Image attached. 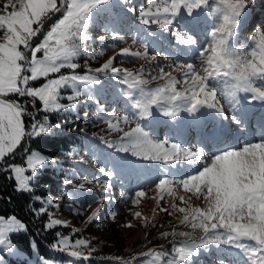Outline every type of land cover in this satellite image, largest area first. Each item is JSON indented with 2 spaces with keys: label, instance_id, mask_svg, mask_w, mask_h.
<instances>
[{
  "label": "rangeland",
  "instance_id": "1",
  "mask_svg": "<svg viewBox=\"0 0 264 264\" xmlns=\"http://www.w3.org/2000/svg\"><path fill=\"white\" fill-rule=\"evenodd\" d=\"M5 2L6 0H0V7ZM209 2L210 8L196 10L202 21L197 35L192 36L191 41H188L186 35L183 38L186 42L183 43L180 42L179 34L186 33L187 29L180 18L166 29H161L155 21L150 20L149 24H145L140 20L139 11L148 10V0H127V3H124V0H111L110 4L94 9L92 19L85 30V34L91 39H79L80 33L73 38V46L83 49L74 61L80 68L74 71L80 75L96 76L97 83L78 84L77 89L81 91V95L77 107L55 112L75 116V119L69 117L63 122H75L72 129L77 133L78 141L72 151L61 158H52L33 149L29 154L43 155L47 160H55L56 163H48L46 160L44 166H38L37 174L29 182L31 191L19 192H31L35 202L37 201L34 197H40L42 200L51 197L55 205H59L58 208L54 205L50 209L51 218L61 220L68 227L57 226L52 230L45 227L47 232L53 231L55 237L53 243L58 240L56 232H60L73 241L77 238L87 240L90 247L96 251L92 254L90 262H75V258L54 252L50 247L51 257L41 254L39 246L38 253H34L31 248V254L16 246L23 254L22 257L0 253L6 264H13V261L18 262L20 259L30 264H38L37 256L41 259L48 258L54 261V264H122L124 261L128 264H149L150 261L152 264H160L154 256L142 254L155 250L164 252L166 254L164 259H172L176 257L174 248L184 246L185 243L190 245L202 241L199 235L202 230H193L190 226L179 223L182 214H172L171 210L174 204L180 207L187 206L180 201L181 197L193 206L203 207L204 200L190 196L181 184V181L187 178L186 173L189 170L201 167L198 164L186 163L182 156L183 152L200 149L199 143L189 142L192 133L193 135L195 133L194 126L199 122L197 113L194 114L196 120L193 113L188 110L192 107L193 92L199 93L200 98L207 101L197 106V109L206 107L208 108L206 111L213 114L214 111L209 110L213 106L219 111L224 110L226 114L230 113L227 103H224V95L227 93L222 91L218 84L222 85L221 82H224L223 84L229 87L231 79L228 80L223 75L219 77L218 73L207 75L205 72L213 55L209 49L212 48V33L216 32L218 23L217 15L213 14L217 0ZM157 3H160V0H157ZM246 4L247 14L242 18V24L237 26L241 37L231 40L227 53L229 56L239 55L242 44L246 46L244 51H258L251 36L256 35L257 25L264 30V0H246ZM58 17L62 18L57 13L45 22L41 33L32 40L33 46L42 41ZM38 57L42 58V53L38 54ZM109 59L114 60L113 69L96 73L95 69L102 67ZM215 67L216 63L212 61L211 68ZM72 71L62 70L65 74H72ZM169 76L173 79H168ZM44 82L41 78L32 82V86L38 87ZM257 82L260 85L256 86L264 89L261 86L264 81ZM205 88L207 94L203 91ZM157 89L161 91L158 93ZM72 94V86H66L61 91L60 102L68 104L66 97ZM156 96H159V99L157 104L150 108L151 116H143V109L137 106L138 103L143 102L146 97ZM8 99L17 97L9 96ZM33 111L41 121L47 115L48 123L53 125L52 132L42 135L66 133V128L60 123H53L50 120L48 114L53 113L45 114L40 104L37 103V108ZM169 111L173 115L165 114ZM145 123L148 128L145 127ZM57 124L58 128L55 127ZM137 126L141 127L154 142H167L170 150L175 145L174 158L179 160L165 162L163 159H144L133 155L130 148L123 151L121 145L130 146L135 139L126 136L125 133ZM248 138L249 135L246 133L245 139ZM25 140L26 146H29L31 139L26 137ZM201 141L202 139L199 140ZM103 142L112 144V147H107ZM96 146H99L101 155L96 152ZM211 155L209 153V156ZM26 157L22 162L14 164L25 167V175H30L31 170L27 169ZM14 158L20 160L22 155H16ZM207 162L206 160L203 163ZM245 166L246 172L258 185L264 183V152L257 151L250 157V162L245 161ZM46 168L55 169L58 175L63 171L64 175L59 176L62 180L59 185L63 187L59 188L61 191L53 192L49 184L35 185L37 178L45 173ZM12 176L14 178V173ZM163 180L175 182L172 185L174 194L164 192L165 198L161 200L157 184ZM16 184L18 189V182ZM47 187L50 190L44 192ZM140 193L144 195L141 197ZM137 200L139 202L134 203ZM97 210L98 218L89 222V217ZM136 212L141 214L139 218L133 214ZM36 215L37 218L45 217L44 224L49 219V216ZM25 224L28 228L27 223ZM173 232L192 233L193 238L188 240L179 235L174 237L171 235ZM121 247L123 249L119 251L118 248ZM130 249H136L138 252L132 253ZM237 255L247 259L243 253L230 245L211 243L197 248L195 254L182 264H221V261H225L226 264H243L247 261L235 259Z\"/></svg>",
  "mask_w": 264,
  "mask_h": 264
},
{
  "label": "snow or ice",
  "instance_id": "2",
  "mask_svg": "<svg viewBox=\"0 0 264 264\" xmlns=\"http://www.w3.org/2000/svg\"><path fill=\"white\" fill-rule=\"evenodd\" d=\"M110 2L111 0H6L0 7V171H7L10 175L14 173V180L18 182V191H31L29 182L37 174L38 166L46 164L47 158L43 155H27V169L31 170V174L25 175V167L10 162L18 155L17 148L22 141L27 143L26 137L28 139L41 137L42 134L53 131V125L48 123V116L45 115L42 121L39 120L36 112L29 110V105L32 109H36L39 101L45 114L75 109L81 95L77 85L97 83L96 76L80 75L74 71L80 68V65L74 61L83 49L74 47L71 41L78 33L81 40L91 39L85 34V30L92 19L94 9ZM124 3H127V0H124ZM148 5L147 11L143 9L139 11L140 20L145 24H149L150 20L155 21L161 29H166L180 18L187 29L186 33L179 34L181 43L186 42L183 39L186 35L188 41H191V37L196 36L201 28L202 21L196 10L211 7L209 0H171L170 3L168 0H160V3H157V0H148ZM247 8L246 0H217L213 14H219L222 23L217 31L212 33L213 55L210 58V67L212 61L215 63L217 61L225 34H231L235 27L242 24ZM57 13L62 18L58 17L43 36L42 41L33 46V38L41 33L45 22ZM76 29L79 31L76 32ZM254 42L255 47L264 49V31L256 33ZM40 53L42 58L38 57ZM258 58L260 63L264 64V51ZM113 65L114 60L109 59L102 67L95 69V72H106L113 69ZM63 69L73 70L72 74L63 73ZM53 74L59 75L53 76ZM41 78L45 81L41 86H32V82ZM68 85L72 86L73 94L66 97L69 103L63 104L60 102L61 91ZM203 91L207 94L206 88ZM253 95L257 97L254 100L264 101V91L253 90ZM9 96L30 99H8ZM158 99L159 96L146 97L143 102L138 103L137 106L143 109V116H151L150 108L157 104ZM206 102L200 98L199 93L193 92L192 107L188 110L195 114L197 106ZM165 114L173 115L170 111ZM24 117H29L31 120L27 128ZM238 123L240 126L235 129L236 135L244 137L245 132L242 128L246 127L247 132L253 136V139L246 140L243 146L217 147L213 152L212 147L221 143V137L213 134L201 142L199 151L183 152V161L201 167L189 170L186 173L187 178L181 181L182 186L190 196H197L202 200L211 198L212 201L207 210L199 207L195 215L185 216L184 225L190 224L210 235L220 236L227 233L230 236L227 245L243 253L250 264H264V183L258 185L246 172L245 166V161L250 162V157L257 151L264 152V118L259 121L261 132L258 140L250 125L246 126L242 120H238ZM55 127L58 128L59 125ZM125 135L135 137L131 145L134 149L133 155L144 159H163L165 162L179 160L174 158L175 145L170 150L167 142H154L139 126L126 132ZM121 148L123 151L129 150L128 145H121ZM23 151L27 152V148ZM209 152H212L211 156ZM206 160L208 162L203 163ZM47 162L56 163L55 160H47ZM65 183L69 184L67 181ZM174 183L171 180L158 182L161 200L165 198L164 192L169 195L174 194L172 188ZM139 195L142 197L144 193ZM34 199L40 203L34 214L49 216L45 222L46 229L52 230L57 226L68 227L61 220L51 218L50 209L55 205L51 197L43 200L40 197ZM180 201L185 205L189 204L184 197H181ZM138 202L137 200L134 203ZM55 207L58 208L59 205ZM192 207L196 208L193 205ZM171 212L184 214L188 212V208L174 204ZM133 214L137 218L141 215L139 212ZM98 215L99 210L89 217V222L96 220ZM26 232H28L26 224L17 216L12 215L10 218L0 216V253L22 257L23 254L14 244L12 237ZM171 235L174 237L179 235L191 240L188 232H173ZM56 236L58 240L49 245L51 250L67 254L75 258V262H90L96 249L90 247L87 240L77 238L73 241L60 232H56ZM211 243L210 240H202L190 245L185 243L184 246L173 249L176 257L172 259H164L166 254L155 250L144 252L142 255L154 256L160 264H182L195 254L197 248ZM30 246L34 253H38V244L35 240L30 241ZM37 261L38 264H54V261L48 258L41 259L39 256ZM0 264H6L2 255H0ZM18 264H30V262L20 259ZM122 264L128 262L124 261ZM149 264L152 262L150 261Z\"/></svg>",
  "mask_w": 264,
  "mask_h": 264
},
{
  "label": "trees",
  "instance_id": "3",
  "mask_svg": "<svg viewBox=\"0 0 264 264\" xmlns=\"http://www.w3.org/2000/svg\"><path fill=\"white\" fill-rule=\"evenodd\" d=\"M17 99H30V98H17ZM40 104L39 102H37ZM41 107V106H40ZM29 110L33 111L31 105H29ZM40 111V109H39ZM41 112V111H40ZM41 114V113H40ZM50 120L53 123H60L65 129L64 134L60 135H41V137L31 138L30 145L26 146L25 141L21 144L20 148L17 150L18 155H22V158L18 160L13 158L12 163L22 162L23 159L29 154L33 149L42 152L43 154L50 156L52 158H61L68 155L76 142L78 141L77 133L73 131V125L75 122L67 121L63 122L64 119L68 120L75 116L70 113H53L48 114ZM26 128L30 124L31 120L29 117H24ZM72 129V130H71ZM71 130V131H70ZM27 148L28 153L24 154L23 149ZM63 171L61 175H58L55 169L46 168L45 173L37 178L35 183L36 186L49 184L52 187L53 192L61 191L63 188L59 183L62 180L59 176H63ZM16 181L14 180L12 174L10 175L7 171H0V216L8 217L10 215H15L19 219L23 220L28 225V233L13 235L14 244L22 251L31 254L30 241L33 239L37 242L39 246L40 253L44 256H50L49 245L53 243L54 236L53 231L47 232L45 230V224L43 218H37L34 214V210L39 208V203L35 202L32 197L31 192H19L16 188ZM50 190L48 187L44 189V192ZM38 192H42L38 190ZM123 247L118 248L121 251ZM117 250V248H116ZM132 253L138 252L136 249H130ZM51 257V256H50ZM13 264H18V262H12Z\"/></svg>",
  "mask_w": 264,
  "mask_h": 264
},
{
  "label": "clouds",
  "instance_id": "4",
  "mask_svg": "<svg viewBox=\"0 0 264 264\" xmlns=\"http://www.w3.org/2000/svg\"><path fill=\"white\" fill-rule=\"evenodd\" d=\"M217 20L218 23L216 25V29H218L219 25L222 23V17L217 14ZM76 32L79 31V29L75 30ZM217 31V30H216ZM257 32H262L264 30L260 29V26L257 25V28L255 29ZM219 34V33H218ZM238 36L237 27H235L231 34H225V38L223 40V45L220 48V54L217 57L216 61V67L212 69L209 65V68L205 69V72L207 75H213L214 73L222 74L224 77L230 78L232 83V91L230 92V98L232 100H236L237 102L240 101V99L243 98H251V99H257L253 95V90L255 91H264V89H261L256 86L257 81H264V64L260 63L259 56L264 49L257 50H247L244 51L243 49L246 47L245 45H240V54L229 56L227 53L230 48V42L232 39L236 38ZM75 37V36H74ZM73 37V38H74ZM251 40H256V35L251 36ZM73 44V39L71 41ZM257 48V47H256ZM211 52V49H209ZM207 61V58H205ZM168 79H173L171 76L168 77ZM157 91H161V89H157ZM250 94V97H249ZM125 121L127 122V117H125ZM106 142H103L105 145ZM107 147H112V144L106 143ZM129 148L131 149L133 153V147L130 145ZM96 152L101 155V150L99 146H96ZM101 171H103V168H101ZM212 201L211 198H206L203 201V207L205 210H207ZM188 212L182 214L179 217V223L185 224V216H193L196 214V209H198L200 206L197 205L196 208L192 207V204L189 203L187 206ZM190 226L193 230L197 229L195 227ZM200 239L202 240H210L212 243L217 244H228L230 240V236L227 233H224L223 235H210L204 232L199 233ZM189 238H193V234L189 233ZM221 264H226L225 261H221Z\"/></svg>",
  "mask_w": 264,
  "mask_h": 264
},
{
  "label": "bare ground",
  "instance_id": "5",
  "mask_svg": "<svg viewBox=\"0 0 264 264\" xmlns=\"http://www.w3.org/2000/svg\"><path fill=\"white\" fill-rule=\"evenodd\" d=\"M227 79L230 80L229 78ZM232 83H233L232 81L231 83H228L229 87L225 86V88L223 87L221 88L222 91H225L227 93L226 95H224V100L227 103V107H229V112H230L227 115H232L231 110L241 112L244 115L246 126L250 125L251 129L253 130L258 140L260 132H261L259 121L262 118H264V115L259 118H255L254 121L250 123H249V118L254 117L258 111H260L261 113L264 112V101L254 100L251 98H243V97L240 99L239 102H237L236 100H232L230 98V92L232 91ZM256 83H257L256 85H260L259 82H256ZM261 86L264 88V83H262ZM249 97H250V94H249ZM206 110H207L206 108L197 109L196 113H197V118L199 122L197 124L196 130H199V134H202V126H204L203 123H201L202 120H204L205 117H208L209 119L214 118L215 119L214 121H216V123H212L211 120H206L207 123L205 124L207 125L208 129L211 130L210 134L207 137L213 134L219 135L221 137V143H219L216 146V150H217V147H226V146L240 147L243 144H245L244 137H239L238 135L235 134V130L231 129V126L229 124H226L223 121V117L221 116L220 112L216 111L213 114H211L210 111H206ZM223 114L225 115L226 112H224ZM234 126L237 128L240 126V124L238 123ZM245 130L247 132L246 127H245ZM250 136L252 140L253 136L252 135ZM193 141L194 139H193V136L191 135V139L189 142H193ZM210 154H212V152H210ZM235 259H244V257L237 255V258L235 257ZM243 264H250V263L248 261H244Z\"/></svg>",
  "mask_w": 264,
  "mask_h": 264
}]
</instances>
